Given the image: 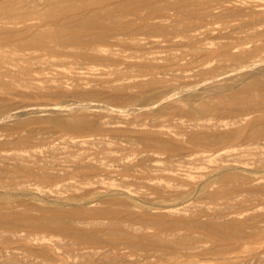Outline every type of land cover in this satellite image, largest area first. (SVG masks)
Segmentation results:
<instances>
[{
  "label": "rangeland",
  "instance_id": "obj_1",
  "mask_svg": "<svg viewBox=\"0 0 264 264\" xmlns=\"http://www.w3.org/2000/svg\"><path fill=\"white\" fill-rule=\"evenodd\" d=\"M68 1L0 0L27 16L0 27L49 29L133 0ZM162 1L132 5L120 33L96 30L108 39L95 54L89 33L45 50L1 39L0 217L56 218L78 238L0 225V264H264V0L144 21L149 2H176ZM116 220L138 226L133 244L110 246Z\"/></svg>",
  "mask_w": 264,
  "mask_h": 264
},
{
  "label": "bare ground",
  "instance_id": "obj_2",
  "mask_svg": "<svg viewBox=\"0 0 264 264\" xmlns=\"http://www.w3.org/2000/svg\"><path fill=\"white\" fill-rule=\"evenodd\" d=\"M68 1V0H67ZM80 1V0H79ZM92 1H94V0H92ZM92 1H90L91 3H92ZM102 1V3H104L103 1L104 0H96V2H94L95 4L96 3H100ZM106 1V0H105ZM112 0H110V2H111ZM118 1H120V0H118ZM141 1V0H140ZM149 1H152V0H149ZM166 1V0H165ZM173 1V0H172ZM206 1H211V0H206ZM230 1V0H229ZM68 2H70V0L68 1ZM76 2H77V0H76ZM80 2H82L83 3V1H80ZM80 2H78V3H80ZM90 2H89V5H90ZM139 2V0H133L131 3H128V2H118L117 4H115V6H112L111 7V4H110V6H105V7H103V8H99L98 7V9H96V10H94V12L93 11H91L92 13H87V14H83V13H81L80 14V16H78V18H65V16H64V18L65 19H63V17H62V19L63 20H57V18H56V22H54V23H49V24H52L51 26H50V28L49 29H46V27H45V29L43 28V26H42V24H44L45 22H43L42 23V21L41 22H39L40 23V25L41 26H39V27H34L32 24V26L30 25V24H28V22L26 21V23H27V26H25V27H27L26 29H28V30H26V31H28L29 33H30V35L28 34L27 35V33H23V34H20V33H17L18 32V30H17V32H16V30H15V32H14V34H10V32H4V30L3 29H5L6 30V26L5 27H3V26H1L0 27V41H1V39H3V38H5L6 40L7 39H9L8 40V42L10 41V40H13V43L15 44V45H17L19 48H24V47H33V48H38V49H43V50H45V49H52V46L53 45H56V44H63L64 42H65V40H72L73 42H75V41H77V40H79V38H81V36H82V34H86V33H89V35H91V42L92 43H90L91 45V47L89 48V49H92V50H90V51H92V53L95 51V52H97V51H100V49H101V47H103L104 45H105V42L107 41V37L105 36V35H101L100 33H98L96 30H106V31H110L111 33H113L114 31H116L117 33L119 32L120 33V31H121V29L123 28V27H121V29L119 28L120 26L119 25H121V23H122V19L124 18V16L125 15H127V12H128V10L127 9H129V8H131V6L132 5H134V6H136V4ZM162 2H164V0L162 1ZM161 2V3H162ZM168 2V1H167ZM73 3V2H72ZM86 3V2H85ZM85 3H83L84 5H85ZM94 3H92V6L94 5ZM114 3V2H113ZM116 3V2H115ZM194 4L195 6H196V4L197 5H202L204 2H203V0H176V2L174 3V4H166L164 7H159L160 5H158V7L159 8H156L157 6H156V4H151L150 2H149V10H150V12L148 13V15L147 16H144L143 17V15H142V19L145 21V20H148L149 19V17L151 16V15H153L155 12H157V11H164V10H170L171 8H178V9H180V11L182 10V16L184 15V16H188V17H192L193 16V12L195 11H193V12H191V10H189V8H191V7H189V6H187V5H191V4ZM196 3V4H195ZM211 3V2H210ZM241 3V2H240ZM244 3V2H243ZM58 4H59V2L57 3V2H54L53 3V5L51 6V10L48 8V10H49V12L51 11V12H53L52 14L53 15H55L56 17H57V15L56 14H61V15H63V14H65L66 13V11L64 10V9H60L61 7L60 6H58ZM77 4V3H76ZM83 4H81V5H83ZM88 4V3H87ZM86 4V5H87ZM105 4V3H104ZM6 5V4H5ZM12 5V4H11ZM71 5H73V4H71ZM85 5V6H86ZM99 5V4H98ZM163 5V4H162ZM84 6V7H85ZM104 6V5H103ZM145 6V5H144ZM192 6V5H191ZM11 7V6H10ZM70 7V6H69ZM194 7V6H193ZM198 7V6H197ZM200 7V6H199ZM73 8V7H72ZM78 8V7H77ZM137 8V7H136ZM135 8V10H137ZM142 8V7H141ZM145 8V7H144ZM143 8V9H144ZM12 9H13V7H11V9H9V6H5L4 7V5H0V22H5L6 20L8 21V20H13L12 22H14V24H15V22L16 21H14V19L16 20V18H17V20H18V18H23V20L21 21V20H19V24L21 23V22H23L24 20H26L25 18L27 17V16H25V15H21V16H18L17 14L15 15L14 14V12L12 11ZM20 9V8H19ZM66 9V8H65ZM68 9V8H67ZM79 9V8H78ZM78 9H71V11H76V10H78ZM93 9V8H92ZM142 9V10H143ZM146 9V11H147V8H145ZM144 9V10H145ZM14 10V9H13ZM17 10V9H16ZM70 10V9H69ZM81 10V9H80ZM131 10V9H130ZM140 9L138 8V11H139ZM15 11V10H14ZM20 11V10H19ZM137 11V12H138ZM171 11V10H170ZM16 12V11H15ZM68 12V11H67ZM70 12V11H69ZM169 12V11H168ZM73 13V12H72ZM79 13V12H78ZM144 13V12H143ZM195 13H196V11H195ZM50 14V13H49ZM68 14H70V13H67V15L66 16H68ZM75 14V13H74ZM129 14V13H128ZM133 14V13H132ZM135 14V13H134ZM140 14H142V11H140ZM159 14H160V12H159ZM180 14H181V12H180ZM46 15V18H47V13L45 14ZM130 15V14H129ZM139 15V14H138ZM145 15V14H144ZM150 15V16H149ZM28 16H29V14H28ZM39 16V15H38ZM76 16V15H75ZM74 16V17H75ZM128 16V15H127ZM139 16H141V15H139ZM158 17H159V15H157ZM201 16V15H200ZM236 16V15H235ZM33 17H34V15H33ZM41 17V16H40ZM42 17H43V15H42ZM49 17V16H48ZM50 17H52L51 15H50ZM54 17V16H53ZM121 17H123V18H121ZM130 17V16H129ZM157 17V18H158ZM162 17V16H161ZM31 18V17H30ZM30 18L28 19L27 18V20H30ZM45 18V19H46ZM55 18V17H54ZM54 18H53V20H54ZM136 18H137V16H136ZM155 18V17H154ZM4 19H6V20H4ZM32 19V18H31ZM47 19H49V18H47ZM58 19H60V18H58ZM128 19V18H127ZM138 19V18H137ZM2 20H4V21H2ZM50 20H52L51 18H50ZM124 20V19H123ZM152 20L153 19H151L150 21L152 22ZM155 20V19H154ZM7 21L5 22V23H7ZM10 21V22H11ZM43 21H44V19H43ZM129 21V20H128ZM137 21V20H136ZM30 22H31V20H30ZM121 22V23H120ZM125 22V21H124ZM130 22H132V21H130ZM129 22V23H130ZM24 23V22H23ZM42 23V24H41ZM135 23V22H134ZM137 23H138V21H137ZM148 23V22H147ZM150 23V22H149ZM10 24V23H9ZM8 24V25H9ZM11 24H13V23H11ZM10 24V25H11ZM13 24V25H14ZM17 24H18V22H17ZM22 24V23H21ZM25 24V23H24ZM46 25H47V23H45ZM119 24V25H118ZM126 24V23H125ZM7 25V24H6ZM16 25V24H15ZM39 25V24H38ZM37 25V26H38ZM45 25V26H46ZM122 25H124V23L122 24ZM129 25V24H128ZM150 25V24H149ZM131 26V25H130ZM3 27V28H2ZM9 27V26H8ZM24 27V26H23ZM125 27V26H124ZM132 27H133V25H132ZM15 28V27H14ZM48 28V27H47ZM146 28V27H145ZM12 29V28H11ZM25 29V28H24ZM120 29V30H119ZM22 30V29H21ZM119 30V31H118ZM122 30H124V29H122ZM127 30V29H126ZM129 30V29H128ZM136 29H134V31H135ZM140 30V29H139ZM142 30V29H141ZM144 30V29H143ZM158 30V29H157ZM20 31V30H19ZM23 31V30H22ZM154 31V30H153ZM179 31V30H178ZM102 33H104V32H102ZM109 33V32H108ZM123 33H125L124 31H123ZM24 34H26V35H24ZM137 34V33H136ZM186 34V33H185ZM21 35H23L22 37H21ZM128 35V37L129 36H131V37H133V36H135V35H131L130 34V32H129V34H127ZM141 35V34H140ZM174 35H176V34H174ZM4 36V37H3ZM17 36H19L18 38L19 39H17L16 37ZM66 36V37H65ZM86 36V35H85ZM115 36V35H114ZM120 36V35H119ZM125 36V35H124ZM123 36V37H124ZM84 36H82V38H83ZM117 37V36H116ZM116 37H115V39L114 40H116ZM130 37V38H131ZM66 38H68V39H66ZM119 38V37H118ZM117 38V39H118ZM127 38V37H126ZM5 39H3L4 41H5ZM124 39V38H123ZM120 40H121V37H120ZM109 41V40H108ZM123 41V40H122ZM125 41V40H124ZM123 41V42H124ZM1 42H3V41H1ZM6 42V41H5ZM117 42H118V40H117ZM120 42V41H119ZM10 44H11V42H9ZM13 43H12V45H13ZM84 43H86V41L84 42ZM83 43V44H84ZM107 43V42H106ZM113 43V42H112ZM116 43V42H115ZM65 44H67V43H65ZM70 44H71V42H70ZM5 45V44H4ZM9 45V44H8ZM87 45V44H86ZM85 45V46H86ZM16 46V47H17ZM84 46V45H83ZM84 46V47H85ZM106 46V45H105ZM13 47V46H12ZM3 48V47H2ZM13 48H15V47H13ZM18 48V49H19ZM86 48V47H85ZM86 49H88V48H86ZM1 50V49H0ZM3 50V49H2ZM24 50V49H23ZM94 50V51H93ZM6 51V50H5ZM13 51V50H12ZM50 51V50H49ZM53 51V50H52ZM89 51V50H88ZM17 52V51H16ZM95 52H94V54H95ZM9 53V52H8ZM11 54V53H10ZM9 54V55H10ZM15 56V55H14ZM1 57V56H0ZM4 57V56H3ZM8 58V57H7ZM5 59V58H4ZM19 60V59H18ZM3 61H7V60H3V58H2V60H1V58H0V63H3ZM11 62V61H10ZM17 62V61H16ZM18 64V63H17ZM2 72V71H1ZM1 72H0V74H1ZM2 81V80H1ZM248 89V88H247ZM242 91H244V90H242ZM250 91V90H249ZM246 93V92H245ZM251 93V94H250ZM249 94L250 95H252V92H250ZM241 94V93H240ZM247 94V96H249L248 95V93H246ZM245 95V94H244ZM258 95V94H257ZM246 96V95H245ZM245 96H243V95H238V97H235L234 96V98L232 99V97H231V99L230 98H228V100L227 101H225L226 103H232V102H236L237 100H242V99H247V98H249V97H247L246 96V98H245ZM255 96H256V93H255ZM239 97H240V99H239ZM222 100V99H221ZM223 101V100H222ZM241 102V101H240ZM239 102V103H240ZM246 102V101H245ZM244 103V102H243ZM225 104V103H224ZM223 104V105H224ZM230 105V104H229ZM53 109H57L56 107H54ZM74 124V123H73ZM74 126H76V124L74 125ZM72 127V126H71ZM106 213V212H105ZM105 213L104 212H101L100 213V215L101 214H104L105 215ZM16 219H19V220H15V218H11L10 216H8V217H0V225H3V226H7V225H9L10 226V224H21V225H23V224H27V225H30L31 227L30 228H32V226L35 228L36 226L38 227V226H42L43 228H50L51 230L52 229H58V230H61V231H59V232H62L64 235H65V233L68 235H70L71 236V238H73L74 239V237H77V236H75V234H74V232L72 231V230H70V228L69 227H71V226H67V225H65V224H63L61 221H59L58 219H56V218H50V217H47V219H45V220H43V221H39L38 219L36 220V219H34V218H31V217H23V218H16ZM63 221L65 220V219H62ZM73 222V221H72ZM100 222V221H99ZM110 223V224H109ZM108 224V226H107V233H109V238L110 239H108V240H110V246L111 245H115L116 243L118 244V243H123L124 244V246L126 245L125 243H127V242H131V238L133 237V232L131 231V230H133L134 232L135 231H137L136 230V228L138 229V226L136 227V228H134V224L133 225H131L130 223H127L126 221H121V220H119V221H117L116 220V222H114L113 221V223L112 222H109ZM210 223H212V222H210ZM90 224V223H89ZM98 224V223H97ZM104 224V223H103ZM242 223H239V222H231V223H226L225 222V224H221V222H220V224H217V223H215V224H213V227L214 228H216V230L218 229V230H220V229H222V230H228V229H230L231 227H237V228H239L240 226H242L241 225ZM105 225V224H104ZM193 225H196V223L195 224H193ZM14 226V225H13ZM26 226V225H25ZM99 226V225H98ZM144 226H147L146 224L144 225ZM143 226V227H144ZM160 226V225H159ZM204 226V225H203ZM27 227V226H26ZM208 226H206V228H207ZM210 227V226H209ZM15 228V227H14ZM41 228V227H40ZM40 228H39V230H40ZM42 228V229H43ZM145 228H147V227H145ZM38 229V228H37ZM159 229H161V228H159ZM194 229V228H193ZM210 229V228H209ZM232 229V228H231ZM57 230V231H58ZM143 231H144V229H142ZM147 230V229H146ZM208 230V229H207ZM217 230V231H218ZM233 231H234V229H232ZM161 231H162V229H161ZM211 231V230H210ZM229 231V230H228ZM138 233H139V231H137ZM146 232V231H145ZM159 232H160V230H159ZM214 232H216L215 230H213V234L215 235V233ZM221 232V231H220ZM57 233V232H56ZM61 233V234H62ZM218 233V232H217ZM238 234H239V231L237 232ZM160 234V233H159ZM232 234V233H231ZM234 234V233H233ZM35 235V234H34ZM69 235H68V237H69ZM222 235H223V233H222ZM221 235V236H222ZM235 235H236V233H235ZM74 236V237H73ZM79 236V235H78ZM80 236L81 237H83L81 234H80ZM94 236V235H93ZM96 236H98V235H96ZM134 236H135V234H134ZM141 236V235H140ZM220 236V235H219ZM100 237V236H99ZM138 237H139V235H138ZM157 237H159V236H157ZM157 237L155 238V239H157ZM29 238V237H28ZM78 238V237H77ZM80 238V237H79ZM98 238V237H97ZM161 238H163V236L161 237ZM85 239V238H84ZM138 239V238H137ZM136 239V240H137ZM140 239V238H139ZM143 239V238H142ZM94 240V239H93ZM133 240H134V237H133ZM53 241V240H52ZM90 242H91V240H89ZM95 242H96V240H94ZM121 241V242H120ZM159 241V240H158ZM163 241V240H162ZM75 242H77L78 243V241H75ZM161 242V241H160ZM166 242V241H165ZM71 243V242H70ZM81 243V242H80ZM94 242L92 241V244H93ZM99 243V242H98ZM109 243V242H108ZM73 244H74V242H73ZM72 244V245H73ZM76 244V243H75ZM74 244V245H75ZM130 244V243H129ZM131 244H133V242H131ZM137 244H138V242H137ZM137 244L135 245L136 247H137ZM60 245H62L61 243H60ZM66 245V244H65ZM101 245H103V244H101ZM122 245V244H121ZM71 246V245H70ZM77 246H80V245H77ZM83 246V245H82ZM120 246V245H119ZM127 246H129V245H127ZM132 246H134V245H132ZM100 249H102V248H100ZM107 249V248H106ZM110 250V249H109ZM114 250V249H113ZM135 250V249H134ZM111 251V250H110ZM73 252V251H72ZM96 252V251H95ZM70 253V252H69ZM82 253V252H81ZM91 253V252H90ZM93 253V252H92ZM100 253V252H99ZM94 254V253H93ZM130 255V254H129ZM80 256V255H79ZM86 256V255H85ZM74 257V256H73ZM75 258V257H74ZM102 258H103V256H102ZM97 264V263H96Z\"/></svg>",
  "mask_w": 264,
  "mask_h": 264
}]
</instances>
